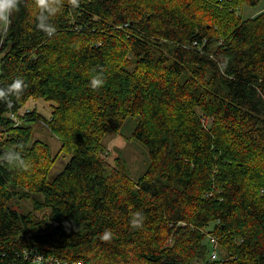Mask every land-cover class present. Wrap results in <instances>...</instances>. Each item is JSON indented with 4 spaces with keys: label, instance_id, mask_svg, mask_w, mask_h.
<instances>
[{
    "label": "trees",
    "instance_id": "obj_1",
    "mask_svg": "<svg viewBox=\"0 0 264 264\" xmlns=\"http://www.w3.org/2000/svg\"><path fill=\"white\" fill-rule=\"evenodd\" d=\"M57 2L51 35L36 0L0 30V89L24 82L0 98V156L24 160L0 159V264L30 249L60 264H264V10L241 14L262 0ZM32 98L56 102L47 125L72 155L53 181ZM109 131L146 145L138 179L119 159L108 170ZM35 194L40 219L10 205Z\"/></svg>",
    "mask_w": 264,
    "mask_h": 264
},
{
    "label": "rangeland",
    "instance_id": "obj_2",
    "mask_svg": "<svg viewBox=\"0 0 264 264\" xmlns=\"http://www.w3.org/2000/svg\"><path fill=\"white\" fill-rule=\"evenodd\" d=\"M264 10V0L257 6L245 5L241 11L243 18L255 16ZM55 101H48L42 98H32L29 100L25 107L31 110H37L43 117L42 121L32 123L34 130V139L42 140L48 143L51 147L53 156H57V159L48 173V180H55L70 161L72 155L62 151V142L56 137L47 125V121L51 119L52 112L54 110ZM104 144L106 151L103 154L104 159L107 161V168L111 170L115 167L116 160L119 159L124 163L126 173L135 179H138L143 173H145L150 164L148 150L146 145L140 140L130 136L129 132H117L109 131L104 138ZM39 194L33 195L32 198L20 199L15 196L10 205L22 212H34L38 219L42 218L45 211L36 210L34 198ZM219 252V251H218ZM221 257L219 252V258Z\"/></svg>",
    "mask_w": 264,
    "mask_h": 264
},
{
    "label": "clouds",
    "instance_id": "obj_3",
    "mask_svg": "<svg viewBox=\"0 0 264 264\" xmlns=\"http://www.w3.org/2000/svg\"><path fill=\"white\" fill-rule=\"evenodd\" d=\"M72 3L75 4L76 0H72ZM19 0H0V30H6L7 27L11 24L10 17L15 11H18ZM36 5L40 9L37 19L39 20L38 27L49 35L53 34L56 31V28L53 24L49 23L51 17L55 16L60 10L61 6L57 0H36ZM227 62L225 61L224 65H221V70L226 67ZM23 80L17 78L14 82L5 90L0 89V98H7L13 94H19L23 87ZM103 84V79L96 76L91 80V87L97 88ZM0 159L7 161L10 166H23L24 160L22 159L21 152L16 151L15 149L5 152L3 156H0ZM139 215V213H137ZM135 223V221H133ZM111 233L106 230L102 234V239H109Z\"/></svg>",
    "mask_w": 264,
    "mask_h": 264
},
{
    "label": "built area",
    "instance_id": "obj_4",
    "mask_svg": "<svg viewBox=\"0 0 264 264\" xmlns=\"http://www.w3.org/2000/svg\"><path fill=\"white\" fill-rule=\"evenodd\" d=\"M0 71H1V67H0ZM211 240L215 246L214 250L211 252V258L218 259L219 252L218 249L216 248L217 239L212 237ZM24 259L26 262L19 264H60L61 263L59 259H55L53 257H46L36 249H30L26 251ZM75 264H79V263H75Z\"/></svg>",
    "mask_w": 264,
    "mask_h": 264
}]
</instances>
